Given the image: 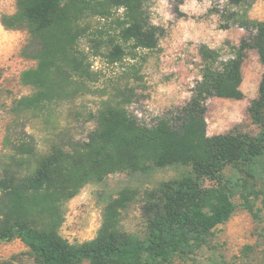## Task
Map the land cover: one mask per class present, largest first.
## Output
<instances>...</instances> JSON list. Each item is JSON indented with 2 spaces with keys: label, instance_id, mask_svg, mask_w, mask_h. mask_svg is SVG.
Masks as SVG:
<instances>
[{
  "label": "trees",
  "instance_id": "trees-1",
  "mask_svg": "<svg viewBox=\"0 0 264 264\" xmlns=\"http://www.w3.org/2000/svg\"><path fill=\"white\" fill-rule=\"evenodd\" d=\"M15 6L0 23L27 33L21 55L37 62L21 73L20 82L35 92L16 101L15 122L21 116L50 122L59 104L93 93L101 74L92 68L95 59L107 65L133 60L128 68L133 82H139L140 52L156 50L165 33L151 20V0H15ZM226 20L224 29L231 23L249 36L229 46L227 59L200 45V79L190 98L151 125L128 110L136 97L133 85L114 87L88 112L92 127L84 138L56 134L46 152L38 150L33 135L24 131L14 139L8 131V150L0 156V242L19 239L36 264H173L211 243L216 228L236 209L235 197L251 213L256 201L264 211V73L259 95L248 108L258 131L235 126L207 135V101L243 97L245 52L256 50L264 66V20H251L243 12H230ZM171 166L187 170L150 190L123 189L108 202L92 240L72 244L59 234L65 205L84 184ZM136 201L141 224L128 231L124 215ZM262 232L264 238V227Z\"/></svg>",
  "mask_w": 264,
  "mask_h": 264
},
{
  "label": "rangeland",
  "instance_id": "rangeland-1",
  "mask_svg": "<svg viewBox=\"0 0 264 264\" xmlns=\"http://www.w3.org/2000/svg\"><path fill=\"white\" fill-rule=\"evenodd\" d=\"M151 0V20L164 28L159 46L153 51H142L139 82H133L130 71L133 60L107 65L100 59L92 60L93 70L100 71V80L91 86L93 93L78 94L72 101L59 104L46 122L43 118L21 116L18 122L12 108L22 97L35 92L31 86L20 82L21 73L37 67V62L24 58L21 49L27 41L25 31L6 30L0 23V156L7 152L4 138L8 131L13 138L22 132L33 135L36 146L46 152L56 139L84 138L92 124L87 114L96 110L112 93L114 87H136V97L128 107L131 114L141 122L151 125L154 119L166 111L180 107L190 98L191 90L200 79V45L220 51L222 59L231 55L229 46H237L249 34L227 23L230 12H243L255 21L264 20V0ZM15 0H0V20L4 14L15 12ZM183 15H176L175 10ZM223 14V17L220 15ZM127 72V74H126ZM264 66L254 49H248L241 65V99L213 97L207 101V135L213 136L238 126L243 131L255 134L258 130L252 123L248 108L259 95V85ZM102 90L105 95H100ZM187 168L171 166L150 172H124L110 174L101 182H88L75 192L65 205V220L59 234L72 244L92 240L101 224L105 205L123 189L139 192L157 187L161 182L178 178ZM236 209L231 217L216 228L211 243L193 258L173 264H264V211L260 202L245 209L242 200L235 197ZM140 202H134L124 215L123 226L134 231L140 226ZM29 249L19 240L0 242V260L7 264H36L28 255ZM82 264H88L84 262Z\"/></svg>",
  "mask_w": 264,
  "mask_h": 264
}]
</instances>
